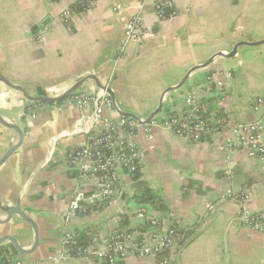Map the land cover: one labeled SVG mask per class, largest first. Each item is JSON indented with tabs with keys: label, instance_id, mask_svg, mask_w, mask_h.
Here are the masks:
<instances>
[{
	"label": "crops",
	"instance_id": "0c3cea01",
	"mask_svg": "<svg viewBox=\"0 0 264 264\" xmlns=\"http://www.w3.org/2000/svg\"><path fill=\"white\" fill-rule=\"evenodd\" d=\"M77 1L0 0L3 76L31 96L56 97L93 74L114 93L117 107L102 113L108 118H117L121 110L145 119L161 100L155 115L180 113L190 94L209 115L223 111L230 123L264 122V43L241 45L231 58L215 57L192 71L181 88L163 95L214 53L229 52L242 40L264 39V0H170L165 13L175 15L166 19L157 16L156 0H93L91 7L76 6L64 19L62 12ZM136 14L147 34L125 40V23ZM77 90L100 89L89 79ZM256 97L263 98L259 109L252 105ZM31 103L0 82V115L24 134L20 148L0 165V204L18 203L39 230L37 248L26 255L14 252L15 258L27 264H102L61 258L63 234L90 228L100 238L116 229L155 230L179 222L184 235L171 250L173 264H264V230L243 222V215L264 209V160L240 149L227 153L216 139L191 142L157 126L152 139L135 138L144 150L137 177L121 172L109 203L68 217L75 189H93L67 160L68 151L83 143L92 128L91 109L62 99L31 112ZM17 142L18 134L0 124V157ZM138 181L143 185L134 186ZM141 187H149L161 202L139 203ZM245 193L249 201L241 204ZM121 214L125 226H120ZM0 218L6 214L0 211ZM151 218L157 226H150ZM2 234L16 236L25 249L34 241L32 228L17 215L0 224ZM114 264L157 263L129 252Z\"/></svg>",
	"mask_w": 264,
	"mask_h": 264
},
{
	"label": "built area",
	"instance_id": "2783aa9c",
	"mask_svg": "<svg viewBox=\"0 0 264 264\" xmlns=\"http://www.w3.org/2000/svg\"><path fill=\"white\" fill-rule=\"evenodd\" d=\"M93 0L76 2V5L66 8L62 12L64 19L69 20L74 7H91ZM170 0H156L154 8L160 19L173 18L175 14H166L170 9ZM118 9V7H116ZM141 16L130 17L124 26V38L141 39L146 36ZM39 40V37L36 38ZM70 106L91 109V130L83 143L71 148L67 153L70 166L77 170L80 181H91L93 189H75L70 201L68 217H75L87 212L88 205H103L109 203L117 194L120 184V174L125 171L134 174L140 169L144 150L135 138L141 135L145 139H152L153 129L157 126L166 128L174 134L183 136L191 142L216 139L226 149H240L249 157L264 160V122L230 123L217 118L215 114L205 116V107L193 95L184 98V108L180 113H166L155 115L148 122H143L127 116L117 118L103 116V109L113 105L109 95L103 91L90 92L76 90L63 99ZM263 103L262 97L252 100L254 109H259ZM47 103L32 102L29 111L34 112ZM232 197V196H231ZM249 201V194L241 196V204ZM243 222L256 230H264V209L249 215H243ZM150 226H157L155 218L149 220ZM183 232L179 222H170L164 229L136 231L130 229H116L108 236L93 237L87 243L80 242L76 231H67L61 238V258H80L98 261L102 264H114L124 258L129 252L138 257L156 259L157 264H173L172 249L177 248L183 241ZM4 264H27L26 262L6 255Z\"/></svg>",
	"mask_w": 264,
	"mask_h": 264
},
{
	"label": "water",
	"instance_id": "95a60500",
	"mask_svg": "<svg viewBox=\"0 0 264 264\" xmlns=\"http://www.w3.org/2000/svg\"><path fill=\"white\" fill-rule=\"evenodd\" d=\"M263 43H264V39L258 40V41H243L242 40V41L237 42L235 44V46L233 47V49L231 51H229V52L219 51V52L214 53L204 63H202L200 65H197V66H193L192 68H190L186 72V74L182 78V80L178 84H176L175 86L166 88L164 90V92H163V95L165 93H167L168 91H171L173 89L175 90V89L181 88L185 84V82H186V80L188 78V75L192 71H194L195 69H198V68H203V67L208 66L215 57L221 56V57L231 58V57H233L235 55V53L237 52L238 47L241 46V45L255 46V45H260V44H263ZM89 79L94 80L96 86L99 89L105 91L109 95V97L111 98L113 105L115 107H117L115 105V101H114V93L111 90V88L101 84V82H99L97 77L95 75H93V74H89V75L84 76L82 79H80L79 81L74 83L70 88H68L67 90L62 92L60 95H58L56 97H50V96H31L28 92H26V90L22 86L17 85V84H13L5 76H3V74H2V72L0 70V82H3L6 85H8V86L20 91L28 100H30L32 102H40V103H56V102H58V101H60V100H62L64 98L70 96L72 93H74L78 89V87L80 85H82L85 81H87ZM210 84L215 86L212 81L209 82V85ZM218 94L220 95V93H218ZM162 106H163V102L161 100L159 105L157 106V108L155 110H153L151 112V114L144 119L143 122H148L155 114H157L162 109ZM119 114L122 115V116L135 118L137 120H139V118H140L139 116H137L135 114H132L130 112L121 111V110H119ZM0 124L2 126L6 127V128L14 130L18 134V142L15 145H13L12 147H10L0 157V165H2L11 156L12 153H14L17 149L20 148V146L22 145V142H23V135L24 134H23V130L19 126H17L16 124L12 123L11 121H8V120L4 119L1 115H0ZM143 183L144 182L138 181V182H135L134 186L138 187V186L143 185ZM0 211L6 214V218L5 219H1L0 218V224H5V223L10 222L13 219V217L15 215H17L21 220L26 222L32 228V230L34 232V241H33L32 246H31L30 249L23 248L19 244L16 236L11 235V234H2L0 236V246L4 245V244H10L14 248V250L17 253H19V254L26 255V254L32 253L37 248V246L39 245V230H38V226H37L35 220L29 214H27V212H25V210H23L19 206L18 203L14 204V205H11V206L0 204Z\"/></svg>",
	"mask_w": 264,
	"mask_h": 264
},
{
	"label": "trees",
	"instance_id": "16d2710c",
	"mask_svg": "<svg viewBox=\"0 0 264 264\" xmlns=\"http://www.w3.org/2000/svg\"><path fill=\"white\" fill-rule=\"evenodd\" d=\"M81 1H85V0H78L77 2H81ZM76 5V4H75ZM77 7H79L80 9L83 8L82 6L80 5H77ZM204 115L205 116H208L210 112L208 111H203ZM216 116L217 118H220L221 121L225 122L227 120V115L223 112V111H217L216 112ZM139 173V170H137L133 175L135 177H137ZM136 198L138 200L139 203H160V199L159 197L156 195V193L151 190L149 187H141L139 188L138 190V193L136 194ZM99 205H88V208H87V212L90 213L91 211L95 210L96 208H98ZM121 220H120V226H125L126 223H127V220H126V217L125 215L121 214L120 216ZM92 231L90 228H86L84 229L83 231H80V232H77V236H78V240L82 243H87L89 239H91L93 236H92ZM11 246V245H10ZM9 244H4V245H1L0 246V261H1V264H4L5 263V258H6V255H10V256H13L14 252V248L10 247Z\"/></svg>",
	"mask_w": 264,
	"mask_h": 264
},
{
	"label": "rangeland",
	"instance_id": "374dc122",
	"mask_svg": "<svg viewBox=\"0 0 264 264\" xmlns=\"http://www.w3.org/2000/svg\"><path fill=\"white\" fill-rule=\"evenodd\" d=\"M218 92H219V91H218ZM214 102H215V101L213 100L212 103H214ZM222 148H223L227 153H230V152H231L230 149H226L225 147H222ZM223 149H222V150H223ZM224 150H223V151H224Z\"/></svg>",
	"mask_w": 264,
	"mask_h": 264
}]
</instances>
